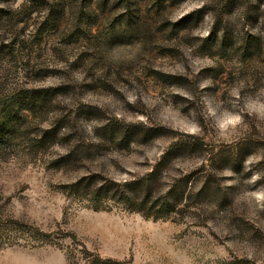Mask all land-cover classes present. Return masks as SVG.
<instances>
[{
	"label": "rangeland",
	"instance_id": "374dc122",
	"mask_svg": "<svg viewBox=\"0 0 264 264\" xmlns=\"http://www.w3.org/2000/svg\"><path fill=\"white\" fill-rule=\"evenodd\" d=\"M261 105L264 0H0V264H264Z\"/></svg>",
	"mask_w": 264,
	"mask_h": 264
},
{
	"label": "clouds",
	"instance_id": "9594fccd",
	"mask_svg": "<svg viewBox=\"0 0 264 264\" xmlns=\"http://www.w3.org/2000/svg\"><path fill=\"white\" fill-rule=\"evenodd\" d=\"M260 107L264 108V105H261ZM209 111L210 115L216 119L217 126L221 131L226 130L229 125H234L239 121V117L234 116L230 113L225 112L217 115L214 109H210ZM256 196L258 200H264V193H257Z\"/></svg>",
	"mask_w": 264,
	"mask_h": 264
},
{
	"label": "trees",
	"instance_id": "16d2710c",
	"mask_svg": "<svg viewBox=\"0 0 264 264\" xmlns=\"http://www.w3.org/2000/svg\"><path fill=\"white\" fill-rule=\"evenodd\" d=\"M2 110H3V113H2V117L0 118V129L2 128L3 125H9L8 124L9 123L8 121L11 120V119H13L15 116H17V109H16L15 106H13V107L4 106V108H2ZM117 185L118 186H121L120 184H117ZM128 185H129V182L126 183V186H128ZM104 187L105 186L103 184L102 186H100L99 188H97V192H98L99 195H101V193H102L105 196L106 193L109 191V188H108V190H106V192H105L104 191ZM131 191H134V190H131ZM128 195H129V192H128ZM112 196L115 197L116 196V193H114ZM137 198H139V196H137Z\"/></svg>",
	"mask_w": 264,
	"mask_h": 264
}]
</instances>
